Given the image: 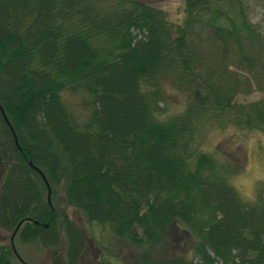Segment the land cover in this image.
I'll list each match as a JSON object with an SVG mask.
<instances>
[{
    "label": "trees",
    "instance_id": "16d2710c",
    "mask_svg": "<svg viewBox=\"0 0 264 264\" xmlns=\"http://www.w3.org/2000/svg\"><path fill=\"white\" fill-rule=\"evenodd\" d=\"M179 1L172 18L142 0H0V228L23 219L14 236L50 264H76L84 239L34 167L140 245L138 264H264V185L243 199L241 162L205 145L214 128L264 132V101L234 100L264 90V35L246 0ZM165 87L185 92L178 109ZM170 226L184 253L167 252ZM0 264L22 263L0 244Z\"/></svg>",
    "mask_w": 264,
    "mask_h": 264
},
{
    "label": "rangeland",
    "instance_id": "374dc122",
    "mask_svg": "<svg viewBox=\"0 0 264 264\" xmlns=\"http://www.w3.org/2000/svg\"><path fill=\"white\" fill-rule=\"evenodd\" d=\"M142 1L163 8L172 18L176 17L180 10L179 0ZM246 4L249 19L256 24L264 35V9L257 0H246ZM164 90L166 106L172 110L178 109L184 99L185 92L168 87H165ZM62 95L74 110H81L83 108L82 101H86V95L81 92L63 91ZM255 99L264 101V90L252 88L248 93H237L234 97L236 102ZM205 138L206 147H217L225 157L232 161L241 162L240 171L231 177L230 183L243 199L250 200L255 191L264 185V132L257 129L245 132L231 126H225L208 130ZM237 153L239 156H236ZM49 199H51L56 213L62 210L82 230L84 244L76 264H138L140 245L131 244L125 239L116 237L106 224L87 221L79 209L64 203L62 190L59 186L53 187V193L49 194ZM181 233L182 231L177 227L170 226L168 253H171L173 247L176 246L179 247L174 250L184 253V246L179 245ZM7 242V232L0 228V244H7ZM12 243L17 255L26 264H50V248L41 246L36 242H22L16 237L13 238ZM61 244L60 239L55 248L56 254H60Z\"/></svg>",
    "mask_w": 264,
    "mask_h": 264
},
{
    "label": "water",
    "instance_id": "95a60500",
    "mask_svg": "<svg viewBox=\"0 0 264 264\" xmlns=\"http://www.w3.org/2000/svg\"><path fill=\"white\" fill-rule=\"evenodd\" d=\"M0 113H1V115H2V117H3V119L6 121V118H5L4 115H3V112H2L1 107H0ZM11 132H12V131H11ZM34 168H35V170L38 172V174L40 175V177H41V179H42V181H43V184H44V187H45V196H44V197H45V201H46L47 203H50V200H49L50 188H49V186H48L46 180L44 179L43 175L41 174V172H40L36 167H34ZM24 219H25V220H28V217H25ZM22 221H23V219H22V220H18V221L14 224V226L12 227V229L10 230V232H7V239H8L7 244L9 245V247H10V249H11L13 255L15 256V258H16L18 261H20L22 264H26V263H25L24 261H22V260L20 259V257L17 255V253H16V251H15V249H14L13 243H12V240H13V237H14V235H15V232H16L17 228L19 227V225H20V223H21ZM33 222H36V221L33 220Z\"/></svg>",
    "mask_w": 264,
    "mask_h": 264
}]
</instances>
